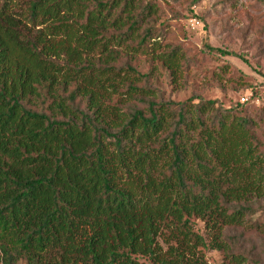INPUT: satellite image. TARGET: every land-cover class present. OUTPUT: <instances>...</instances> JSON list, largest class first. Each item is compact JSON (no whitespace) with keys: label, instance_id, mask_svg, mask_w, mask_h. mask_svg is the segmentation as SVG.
I'll use <instances>...</instances> for the list:
<instances>
[{"label":"trees","instance_id":"trees-1","mask_svg":"<svg viewBox=\"0 0 264 264\" xmlns=\"http://www.w3.org/2000/svg\"><path fill=\"white\" fill-rule=\"evenodd\" d=\"M162 13L0 0L1 264L248 260L228 234L264 231V115L164 97L190 60Z\"/></svg>","mask_w":264,"mask_h":264},{"label":"rangeland","instance_id":"rangeland-1","mask_svg":"<svg viewBox=\"0 0 264 264\" xmlns=\"http://www.w3.org/2000/svg\"><path fill=\"white\" fill-rule=\"evenodd\" d=\"M155 1L163 10L159 23L167 39L182 46L190 60L178 87L168 78L158 83L164 97L181 102L199 95L218 99L226 108L243 105L252 114L264 115V1ZM139 70L145 72L147 64ZM255 208L253 219L264 221V200ZM198 228L202 231L201 223ZM228 235L236 238L235 250L249 256L238 264L264 263V231L241 227ZM205 259L207 264H235L211 249Z\"/></svg>","mask_w":264,"mask_h":264}]
</instances>
